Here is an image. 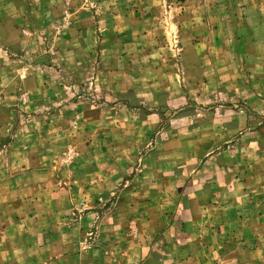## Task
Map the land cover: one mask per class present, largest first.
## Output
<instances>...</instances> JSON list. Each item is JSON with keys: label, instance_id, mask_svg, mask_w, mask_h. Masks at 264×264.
<instances>
[{"label": "rangeland", "instance_id": "374dc122", "mask_svg": "<svg viewBox=\"0 0 264 264\" xmlns=\"http://www.w3.org/2000/svg\"><path fill=\"white\" fill-rule=\"evenodd\" d=\"M8 1L7 16L15 18L26 36L25 46L13 55L9 52V57L23 64V78L32 69L45 74L46 84L60 91L64 98L54 109L73 111L65 122L45 106L32 112L28 91L11 105L0 158L36 159L45 154L52 160L42 167L44 178L50 179L44 185L50 188L54 181L51 190L59 195L49 201L63 208L67 227L51 231L56 245L41 247L40 255L24 247L31 257L23 264H129V257L143 249L138 244L144 231L140 236L137 220L129 219L135 200L127 195L141 171L122 176L129 163L116 147L117 171L111 150L116 144L109 133L120 131L117 146L127 154L131 144L145 138L126 133L139 111L130 118V109L145 105L148 113L161 116L153 119L159 125L145 138L152 143L158 129L168 127L176 116L177 110L164 100L167 96L187 100L197 110L216 105L240 112L248 136L264 127V0ZM78 13L91 19L90 33L82 41L69 40ZM123 16L133 21L122 20ZM129 28L137 34L127 35ZM128 84H134L129 91L133 94L150 93L149 100L141 104L120 91H128ZM58 127L65 131L59 134ZM258 142L264 143V132ZM32 166L25 165V170ZM18 184L23 193L38 190L36 182ZM47 202L40 205L47 207ZM137 208L143 214L142 206ZM89 212L94 214L86 220ZM97 213L104 219L101 225Z\"/></svg>", "mask_w": 264, "mask_h": 264}, {"label": "crops", "instance_id": "0c3cea01", "mask_svg": "<svg viewBox=\"0 0 264 264\" xmlns=\"http://www.w3.org/2000/svg\"><path fill=\"white\" fill-rule=\"evenodd\" d=\"M8 3L0 0V154L6 144L2 143V136L10 122L11 105L17 104L22 91L31 94L28 109L32 112L45 106L64 122V117L73 114L65 107L54 109L64 97L50 82L46 84L45 74L31 69L23 78L26 70L23 64L9 57V52L13 55L25 46L26 36L15 25V18L7 16ZM122 20L133 21L131 16H123ZM73 22L68 38L82 41L90 33L92 21L75 15ZM125 32L137 34L134 28ZM128 85V91H120L135 96L141 104L149 100L150 93L133 94L129 91L135 89L134 84ZM181 99L177 101L172 96L164 99L170 109L177 110L176 116L168 127L158 129L150 144L145 138L158 124L152 123L153 119L161 116L148 113L145 105L130 109V118L134 110L139 111L131 120L135 125L126 133L136 139L145 138L134 140L127 154L117 146L120 131L109 133L116 144L111 146L112 162L118 161L113 155L117 147L119 156L129 163L128 170L122 169L121 175L137 168L141 171L135 174L134 189H129L127 195L135 200L134 207L129 209L132 212L129 219L137 220L140 236L144 231L142 244H138L143 249L129 257V264H264V143L258 142L264 127H256L254 134L248 136L242 113L228 107L218 109L216 105L197 110ZM87 110L94 112L85 107ZM166 110L168 107L161 113ZM57 129L59 134L65 131ZM253 138L256 140L250 141ZM232 146L235 153L230 149ZM116 161L114 167L119 172ZM51 164L45 154L36 159L0 158V199L7 200L0 204V264L25 263L31 256L24 253V247L40 255L41 247L56 245L51 231L57 226L66 231L65 211L53 207V201H49L59 195L51 190L54 181L49 188L50 179L42 174L45 173L42 167ZM25 165L32 167L25 170ZM31 182L37 183L38 190L23 193L18 183ZM23 202L31 205L24 206ZM44 202L47 207L40 205ZM139 206L144 209L143 214L139 213ZM91 214L94 213H86L85 219ZM137 215L144 218L140 220ZM96 217L99 225L103 224L104 219H98V213Z\"/></svg>", "mask_w": 264, "mask_h": 264}]
</instances>
